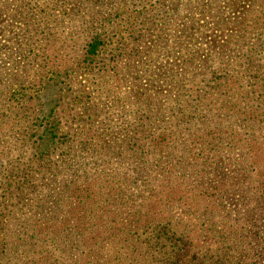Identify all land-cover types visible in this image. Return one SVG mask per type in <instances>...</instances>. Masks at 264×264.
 I'll list each match as a JSON object with an SVG mask.
<instances>
[{
  "label": "rangeland",
  "instance_id": "obj_1",
  "mask_svg": "<svg viewBox=\"0 0 264 264\" xmlns=\"http://www.w3.org/2000/svg\"><path fill=\"white\" fill-rule=\"evenodd\" d=\"M27 2L0 0V264L71 262V215L49 230L47 212L38 204L44 192L57 195V206L70 211L79 195L99 209L101 192L118 194L121 182L133 190L119 174L116 155L113 173L105 176L102 144L113 148L120 140L99 128L116 117L113 124L181 130L193 146L200 139L208 150L192 163L195 170L166 173L156 187L149 183L151 189L146 184L143 190H170L167 202H156L154 210L173 204L192 225L208 222L203 211L226 210L233 238L204 233L197 257L226 253L236 264L245 253L244 264H264V27L245 34L252 16L244 9H252L251 3ZM155 8L161 17L169 15L162 26L155 22L161 28L149 19ZM20 15L27 20L16 22ZM112 27L109 44L90 55L91 42ZM154 29H161L160 38L151 37ZM140 33L145 37L138 40ZM184 77L188 89L178 91ZM199 103L195 119L185 124L187 106ZM158 109L155 124L148 115ZM124 150L129 152L119 153ZM179 159L173 154L162 161L173 168ZM118 201V208L125 206ZM154 240L173 250L166 236ZM168 251L136 252L108 264H166Z\"/></svg>",
  "mask_w": 264,
  "mask_h": 264
},
{
  "label": "trees",
  "instance_id": "obj_2",
  "mask_svg": "<svg viewBox=\"0 0 264 264\" xmlns=\"http://www.w3.org/2000/svg\"><path fill=\"white\" fill-rule=\"evenodd\" d=\"M170 1L172 3L176 0ZM30 2L32 0H28L25 4H30ZM243 2H250L253 6L252 9H244V14L247 17L249 15L252 16L246 23L245 34L259 33L255 31L264 27V0H235V8L236 6L239 7ZM153 12L155 20H153V16L149 17V19L156 27L158 26L155 22L162 26L163 22L169 17L167 12L161 17L160 8H155ZM26 15L31 16L30 13ZM21 17L27 20L25 16L20 15L16 18V22H20L22 20ZM220 25L223 26L224 24ZM106 31L104 35L98 34L91 42L89 45L90 55H97L103 47L109 44V33L115 31V28L112 27V30L111 28H106ZM160 31L161 29L156 33L154 29L151 37L158 36L160 38ZM142 37H145V34L140 33L138 40ZM188 85L189 82H186V78H181L177 89L178 91H186ZM199 107L200 103L198 105L193 104L192 108L187 106L183 116L185 124H190L195 119V114L200 109ZM107 114L108 112H106ZM182 114L183 111L180 112L181 116ZM99 115L102 114L100 113ZM109 115L110 117H107L109 120L106 121H110L111 116H113L112 114ZM159 117H161L160 109L148 115V118L155 119V124L159 122ZM117 119V117L111 118L110 123L105 124V122L99 128L100 131L105 132L114 141L115 138L120 140L119 143L115 141L113 148L106 145V143L102 144L103 156L107 158L105 169L110 171H106L105 176L113 173L111 160L112 156L116 155V158H120L118 160L119 174L122 178L131 182L129 185L132 184L133 190H125L124 186L126 183L121 182L120 188L116 192L118 194H114L112 190H107L106 193L101 192L98 196L99 199H102L101 202L104 205L101 206L103 208L99 209L87 206L86 203L90 198H84L82 195H79L75 201L76 203L78 202L77 207L70 211H63L61 207L57 206L59 204V201H56L58 196H51L48 191L44 192L43 196L38 199V204L41 203V207L47 212V217L44 220L49 230L55 225L63 223L65 217H68L66 214L71 215L68 219V221L73 222L68 226L70 232L66 229L71 235L69 241L72 260L69 264H108L110 258H119L120 256L125 258L134 257L136 252H142L145 255L149 252L168 251L165 245L161 246L154 240H161L164 236L173 244V250L167 252L170 258L166 264H232L233 262L227 257L226 253L214 255L210 252V256L197 257L201 251L198 246L199 240L204 233H208L217 239L220 238L222 241L233 238V225L229 222L226 210L203 211L209 218L208 222L192 225L183 222V218L187 217L186 213H182L180 208H171V206H174L173 204L162 203V205L157 207L156 211L154 210L156 202H167L164 201L166 199L165 193L170 190H143L146 184L148 185L146 187L151 189V184L149 183H155L156 187L161 179L166 176V173L171 174L173 172L178 174L184 170H195V165H192V163L200 161L199 156L204 154L208 147L200 143V139H196L194 146L187 144L183 132L178 129H165L162 131H157L158 129L155 128L144 129L140 128L138 123L135 124L134 121L130 122V126L118 123L120 120L113 124V120ZM179 121L181 122L182 119L179 118ZM173 125L179 126L181 124L176 123ZM120 148H128L129 152L124 150L125 154L124 152L120 154ZM173 154H175V157H180V159L175 164V167L171 168L172 166L169 167L168 162L162 160ZM126 169H128L127 172ZM163 187L165 186L161 188ZM82 191L88 192L89 190H76L75 193ZM69 194L72 195V191H69ZM115 195L118 197H113ZM118 198L125 201V206L118 208L120 204ZM167 198H169V195H167ZM83 202L88 209L85 210L83 208ZM75 213L80 214V216H76ZM46 219L49 220V224ZM205 226H208V230L203 228ZM237 228L242 233L240 224L237 225ZM162 229L164 232H162ZM152 243L155 245H152ZM247 260L248 256L245 253H241L238 261L244 264ZM238 261L236 264H240Z\"/></svg>",
  "mask_w": 264,
  "mask_h": 264
}]
</instances>
